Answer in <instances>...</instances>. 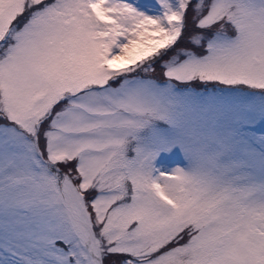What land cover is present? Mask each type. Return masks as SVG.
I'll return each instance as SVG.
<instances>
[{"label": "snow or ice", "instance_id": "1", "mask_svg": "<svg viewBox=\"0 0 264 264\" xmlns=\"http://www.w3.org/2000/svg\"><path fill=\"white\" fill-rule=\"evenodd\" d=\"M0 264H264V0H0Z\"/></svg>", "mask_w": 264, "mask_h": 264}]
</instances>
